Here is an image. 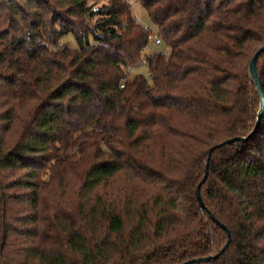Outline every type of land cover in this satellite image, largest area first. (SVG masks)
<instances>
[{"label":"trees","instance_id":"obj_1","mask_svg":"<svg viewBox=\"0 0 264 264\" xmlns=\"http://www.w3.org/2000/svg\"><path fill=\"white\" fill-rule=\"evenodd\" d=\"M130 1L0 0V264H264V0Z\"/></svg>","mask_w":264,"mask_h":264},{"label":"water","instance_id":"obj_2","mask_svg":"<svg viewBox=\"0 0 264 264\" xmlns=\"http://www.w3.org/2000/svg\"><path fill=\"white\" fill-rule=\"evenodd\" d=\"M263 54H264V44L261 45L260 47H258V49L255 51V53L252 55V57L249 61V65H248V73H249L250 79L254 83V85L256 87V91L260 97L259 105H258L257 112H256V122L254 124V127L246 135L235 136V137L229 138V139L224 140V141H222L216 145H213L212 147L209 148L208 158H207L206 166H205L206 173L204 176V180L206 179V176H207L208 171H209L211 154L213 153V151L216 148L225 146V145L233 143L235 141H247L250 137L256 135V133L258 132V130L260 128L261 119H262V116L264 115V92H263L262 82H261V78H260L259 71H258L257 62H258V59L260 58V56H262ZM197 198H198L200 207L205 208L204 201L202 200V197L200 195V184L197 187ZM214 219L218 224H220V226L223 229L228 231V234L230 236V232L228 230V227L225 224H223L220 220H218L216 217H214ZM219 255H220V253H217L215 255H209L206 257H198V258L187 260L181 264H191L193 262H208V261H211V260L217 258Z\"/></svg>","mask_w":264,"mask_h":264},{"label":"rangeland","instance_id":"obj_3","mask_svg":"<svg viewBox=\"0 0 264 264\" xmlns=\"http://www.w3.org/2000/svg\"><path fill=\"white\" fill-rule=\"evenodd\" d=\"M100 4H102V2H100ZM130 5L134 15L136 16V19H138L139 22L144 26L150 27V29L152 30L153 37L154 36L157 37L158 36L157 27L153 22V20L151 19L146 8L137 0H131ZM156 37L152 38L148 42L145 49H143L144 52H143L142 62L133 68L132 67L126 68V71H128L132 76L143 75L148 79L150 83L152 82V77L150 75L147 57L156 52H163L166 55V57H169L171 51L170 47L165 42L157 43ZM63 41L67 42L72 48H76L78 46L76 40L71 34L64 36Z\"/></svg>","mask_w":264,"mask_h":264},{"label":"built area","instance_id":"obj_4","mask_svg":"<svg viewBox=\"0 0 264 264\" xmlns=\"http://www.w3.org/2000/svg\"><path fill=\"white\" fill-rule=\"evenodd\" d=\"M154 37H156V36H154ZM154 37H153V34H151L150 39H152V38H154ZM156 42H157V43H161V39H160L159 36L156 37Z\"/></svg>","mask_w":264,"mask_h":264}]
</instances>
